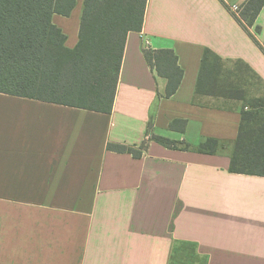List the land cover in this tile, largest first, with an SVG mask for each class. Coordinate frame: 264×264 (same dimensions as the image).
<instances>
[{
  "label": "crops",
  "instance_id": "crops-1",
  "mask_svg": "<svg viewBox=\"0 0 264 264\" xmlns=\"http://www.w3.org/2000/svg\"><path fill=\"white\" fill-rule=\"evenodd\" d=\"M82 1L52 15L69 48ZM239 20L221 0H147L110 113L0 93V264H264V176L229 171L249 107L195 92L208 48L246 98L264 95V6L253 26ZM144 41L177 56L169 98ZM207 138L219 141L213 154L197 150ZM108 144L146 147L137 157Z\"/></svg>",
  "mask_w": 264,
  "mask_h": 264
},
{
  "label": "trees",
  "instance_id": "trees-1",
  "mask_svg": "<svg viewBox=\"0 0 264 264\" xmlns=\"http://www.w3.org/2000/svg\"><path fill=\"white\" fill-rule=\"evenodd\" d=\"M146 4L147 0H83L78 41L69 48L52 15L69 16L76 0H0V93L110 113L126 36L141 31ZM263 6L264 0H244L239 20L244 28L254 25ZM143 54L165 82L158 97H171L183 76L176 54L170 48H144ZM244 65L249 77L260 80ZM222 69L221 58L204 49L195 92L227 95L248 105L249 109L241 110L229 171L264 176V95L246 98L244 90L229 81L232 73ZM184 124V120H174L169 127L183 130ZM152 139L169 147L176 144L157 135ZM218 145L217 139L207 138L197 150L213 154ZM107 147L138 157L146 145L139 150L119 144Z\"/></svg>",
  "mask_w": 264,
  "mask_h": 264
},
{
  "label": "built area",
  "instance_id": "built-area-1",
  "mask_svg": "<svg viewBox=\"0 0 264 264\" xmlns=\"http://www.w3.org/2000/svg\"><path fill=\"white\" fill-rule=\"evenodd\" d=\"M222 2L229 5L230 10L236 15L238 18L240 17L242 5L237 3H229L228 0H221ZM144 47H149V44L147 41H144Z\"/></svg>",
  "mask_w": 264,
  "mask_h": 264
},
{
  "label": "rangeland",
  "instance_id": "rangeland-1",
  "mask_svg": "<svg viewBox=\"0 0 264 264\" xmlns=\"http://www.w3.org/2000/svg\"><path fill=\"white\" fill-rule=\"evenodd\" d=\"M82 6V3H80V7ZM260 28H258V30H259ZM186 259H189L188 257H186ZM174 261H175V258L173 259ZM173 260H172V262H173ZM172 264H177V263H172Z\"/></svg>",
  "mask_w": 264,
  "mask_h": 264
}]
</instances>
